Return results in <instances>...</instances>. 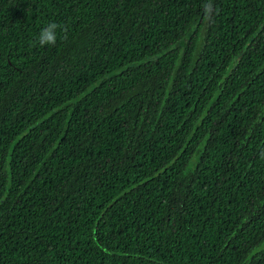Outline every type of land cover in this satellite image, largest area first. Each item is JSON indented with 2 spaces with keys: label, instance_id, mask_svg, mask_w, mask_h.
Segmentation results:
<instances>
[{
  "label": "trees",
  "instance_id": "1",
  "mask_svg": "<svg viewBox=\"0 0 264 264\" xmlns=\"http://www.w3.org/2000/svg\"><path fill=\"white\" fill-rule=\"evenodd\" d=\"M0 264H264V0H0Z\"/></svg>",
  "mask_w": 264,
  "mask_h": 264
},
{
  "label": "clouds",
  "instance_id": "2",
  "mask_svg": "<svg viewBox=\"0 0 264 264\" xmlns=\"http://www.w3.org/2000/svg\"><path fill=\"white\" fill-rule=\"evenodd\" d=\"M57 41V24L49 23L46 27L41 28L37 42L40 46L54 45Z\"/></svg>",
  "mask_w": 264,
  "mask_h": 264
}]
</instances>
